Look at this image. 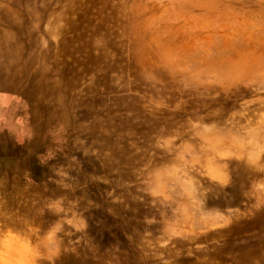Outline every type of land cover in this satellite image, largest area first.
Segmentation results:
<instances>
[{
  "label": "rangeland",
  "instance_id": "1",
  "mask_svg": "<svg viewBox=\"0 0 264 264\" xmlns=\"http://www.w3.org/2000/svg\"><path fill=\"white\" fill-rule=\"evenodd\" d=\"M0 264H264V0H0Z\"/></svg>",
  "mask_w": 264,
  "mask_h": 264
}]
</instances>
